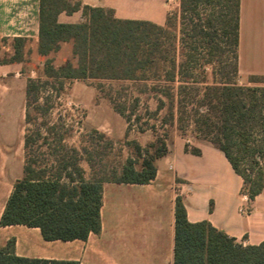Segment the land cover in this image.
<instances>
[{"label":"trees","instance_id":"trees-1","mask_svg":"<svg viewBox=\"0 0 264 264\" xmlns=\"http://www.w3.org/2000/svg\"><path fill=\"white\" fill-rule=\"evenodd\" d=\"M239 2L178 0L177 12L157 25L118 19L112 9L80 0H38L35 49L44 60L40 75L26 79L22 175L13 183L0 227L38 228L44 241H85L98 234L103 184L153 181L175 125L182 131L189 124L197 139L224 154L249 201L259 195L264 190V76L237 82ZM78 11L81 22L58 21L60 14ZM62 44L70 45L71 57L54 66L49 56ZM11 47L0 64L28 62L30 40L13 38ZM70 81L107 83L104 98L126 124L118 141L130 151L124 161L98 165L115 142L94 128L79 147L67 145L71 128L50 115L53 99ZM95 88L101 92L102 84ZM131 131L150 132L153 138L141 145L129 139ZM185 150L200 153L188 144ZM0 264L78 263L18 257L10 238L0 247ZM173 264H264V242L241 247L207 221L190 223L177 195Z\"/></svg>","mask_w":264,"mask_h":264},{"label":"crops","instance_id":"crops-1","mask_svg":"<svg viewBox=\"0 0 264 264\" xmlns=\"http://www.w3.org/2000/svg\"><path fill=\"white\" fill-rule=\"evenodd\" d=\"M80 1L83 5L112 9L118 19L163 25L167 15L160 0ZM58 21L79 23L81 13L60 14ZM37 34L38 0H0V55L12 54L13 38L30 40V54H36ZM66 45L70 48L69 44L61 47ZM236 54L240 83H246L249 76H264V0H240ZM20 70L19 64H0V101L12 90L14 82L21 80ZM25 83L19 87L25 88ZM76 89L78 94L90 91L93 95L95 91L80 86ZM90 125L113 139L102 124ZM125 128L121 137L115 139L123 138ZM187 142L199 150V155L185 150ZM14 156L20 157L23 165V140L13 153L0 145V216L14 181L20 178L10 176L8 169ZM156 168L149 184H103L100 232L89 234L85 241H44L38 228L12 225L0 227V247L14 238L15 255L21 258L78 264H173L177 195L184 200L190 223L207 221L241 247L264 242V190L249 201L241 192V178L212 144L201 139L190 142L174 133L170 135L167 154L156 162ZM243 207L249 208L247 213L240 212Z\"/></svg>","mask_w":264,"mask_h":264},{"label":"rangeland","instance_id":"rangeland-1","mask_svg":"<svg viewBox=\"0 0 264 264\" xmlns=\"http://www.w3.org/2000/svg\"><path fill=\"white\" fill-rule=\"evenodd\" d=\"M160 3L162 8L166 11V14H172L178 10V0H160ZM0 56L3 58L5 55L1 54ZM49 58L53 60L54 66L63 64L66 60L70 59L69 46L66 45L61 47L57 53L50 55ZM43 60L44 59L32 53L28 57V62L19 64L21 65L19 74L21 80L14 82L12 90L7 92L0 101V145L7 152L11 151V153H13L15 151L23 135V108L25 96L24 88L19 86L23 81H26L28 77L37 78L38 75H40ZM219 70L220 66L216 63L217 78L219 77ZM236 79L237 82L240 83V78ZM244 83L245 82H241L240 84ZM99 84H102L101 92H97L95 88ZM79 86L86 90L93 88L95 91H92L93 95L90 94L91 92L89 90V93L81 92L78 94L76 88ZM107 89V83L104 84L94 81L78 83L74 81L66 82L59 98L53 99V109L50 115L52 120L62 119V121L71 128V138L67 141L68 146L79 147L82 140H87L88 130L92 128L90 124H102L104 128H108L110 135L113 137L111 140L115 143L109 155L99 162L98 165L116 164L117 162L124 161L125 158L130 155L129 149L123 144L118 143L119 139H115L121 137L125 128V122L111 109L104 98L103 92H106ZM149 107L151 109L154 108V102L151 100L149 101ZM177 128V125L173 126L170 129V135L176 133L185 137L186 140L190 142L197 139L196 135L192 132V126L189 124L186 125L182 131ZM99 132L102 133V131ZM152 138L150 132L138 134L131 131L129 134V139H135L141 145H145L148 141L152 140ZM188 145H190V143H188ZM81 167L85 169L87 174L89 170L87 165L82 162ZM8 169H10V176L21 177V158L14 156V160L10 167L8 166Z\"/></svg>","mask_w":264,"mask_h":264},{"label":"built area","instance_id":"built-area-1","mask_svg":"<svg viewBox=\"0 0 264 264\" xmlns=\"http://www.w3.org/2000/svg\"><path fill=\"white\" fill-rule=\"evenodd\" d=\"M187 143H189V142H187ZM244 196H246L245 194H243ZM247 197V196H246ZM248 210H249V208L248 207H243V208H240V212L241 213H247L248 212Z\"/></svg>","mask_w":264,"mask_h":264}]
</instances>
